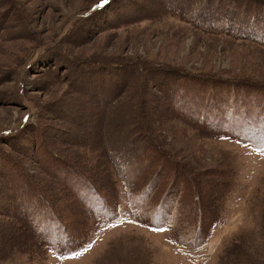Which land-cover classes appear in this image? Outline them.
Wrapping results in <instances>:
<instances>
[{"label": "rangeland", "instance_id": "1", "mask_svg": "<svg viewBox=\"0 0 264 264\" xmlns=\"http://www.w3.org/2000/svg\"><path fill=\"white\" fill-rule=\"evenodd\" d=\"M4 1L7 2H0V184L11 188H26L19 175L23 167L38 180L48 177V170L42 166L46 165L48 141L52 149L66 158L76 150L63 136L68 129L76 130L67 116L77 112L79 105L75 103L81 100L82 105L84 99L64 77L66 70L61 72L60 82L50 83L57 80L55 73L61 71L58 63L51 62L56 46L65 47L81 60L95 56L108 60L118 56L142 58L145 62L177 65L196 75L205 71L227 78L245 76L264 81V45L221 32L213 35L194 30L170 15L160 20L149 16L160 8L208 1L217 11L229 12L231 0H122L121 4L120 0H113L96 18L85 23L78 20L98 0ZM238 1L239 4L242 1L248 13L252 12L249 7L256 10L262 5ZM237 16L242 14L238 12ZM25 25L30 26L32 33ZM123 76V72L114 76V82ZM175 80L179 79L175 76ZM151 84L144 93L147 101L144 107L151 105V113L160 114L156 120L168 118L164 110L168 97ZM244 88L253 103H264V88L254 85ZM236 90L239 92V88ZM93 91L91 85L87 95L91 96ZM124 93L126 100L109 113V121L115 123V111L136 106L138 87L134 85ZM56 112L67 115L61 117ZM39 123L48 127L43 138L34 132L21 134L20 129ZM18 124L19 131L13 134ZM130 124H133L130 118L116 124L122 140L139 136L137 131L130 130ZM177 126L169 124L166 128L167 140L176 153L174 159L185 164L192 159L193 170L206 173L209 181L200 187L211 191L219 188V182L212 180L219 173L218 166H229L231 170L228 188L214 210L215 220L204 226V232L208 233L204 245L184 247L178 244L171 229L148 226L135 219L128 210L125 192L118 186L119 217L108 223L90 222L81 248L63 255L51 250L38 259L16 254L0 264H232L235 256H241L245 264H264V151L222 136L183 133ZM147 159H150L147 155L142 156L144 163ZM163 176L160 173L158 179ZM0 202H5L1 196ZM4 220L0 216V229Z\"/></svg>", "mask_w": 264, "mask_h": 264}, {"label": "trees", "instance_id": "2", "mask_svg": "<svg viewBox=\"0 0 264 264\" xmlns=\"http://www.w3.org/2000/svg\"><path fill=\"white\" fill-rule=\"evenodd\" d=\"M247 1L262 3L261 8L249 7L252 12L248 13L247 7L241 5L242 1L239 4L238 0H231L230 11L222 13L216 10V6L210 7L211 1H208L160 8L149 16L160 20L170 15L194 30L213 35L221 32L264 45V0ZM98 3L100 0L88 8ZM107 4L101 8L93 7L78 21L93 20ZM238 7H241L238 12L242 14L239 17L238 12L233 11ZM25 26L32 33L30 26ZM51 55V62L53 65L58 63L61 71L55 73L57 80L50 83L60 82L61 72L66 70L64 77L79 94H83L79 96L84 103L81 105V100L77 101V112L67 116L76 130L68 129L63 136L72 150H76L73 157L66 158L52 149L53 145L48 141L46 165H42L48 170V177L38 180L23 167L19 175L26 188L0 184V196L5 199L4 203L0 202V216L5 218L0 229V261L16 254H28L38 259L51 250L63 255L81 248L90 222L108 223L119 217L118 186L125 192L128 210L135 219L148 226L171 229L178 244L184 247L204 245L208 236L204 226L215 220L214 210L228 188L231 170L229 166H218L219 173L212 180L219 182V188L211 191L200 187L209 178L205 172L193 170L192 159L188 164L174 159L176 153L167 140L166 128L169 124L177 128L179 125L183 133L191 131L201 137L222 136L261 148L264 103H253L244 87L264 88V81L245 76L227 78L205 71L196 75L177 65L145 62L142 58L118 56L108 60L95 56L81 60L59 46L54 47ZM45 58L50 60L47 56ZM47 70L54 73L52 69ZM121 72L124 74L122 79L114 82V76ZM175 76L179 80H175ZM150 82L155 90L166 93L164 110H167L168 118L162 116V120H156L160 114H152L151 105L144 107L147 102L144 93ZM91 85L94 91L89 96L87 91ZM134 85L138 87L136 106L115 111V123L109 121V113L122 105L126 100L124 92ZM22 98L24 100V95ZM65 113L56 112L61 117L67 115ZM125 118L133 122L129 125L130 130L139 134L130 141L122 140L119 131L116 132V124L123 123ZM19 128L18 124L12 133L16 134ZM47 129L39 123L37 126L28 125L20 132L23 135L34 132L43 138ZM143 155L150 158L145 163ZM197 162L199 165V159ZM160 173L165 176L158 179ZM240 258L233 257L232 264H245Z\"/></svg>", "mask_w": 264, "mask_h": 264}, {"label": "snow or ice", "instance_id": "3", "mask_svg": "<svg viewBox=\"0 0 264 264\" xmlns=\"http://www.w3.org/2000/svg\"><path fill=\"white\" fill-rule=\"evenodd\" d=\"M108 2L109 0H100V3L96 4L95 7L101 8ZM260 141H261V150L264 151V128L260 130Z\"/></svg>", "mask_w": 264, "mask_h": 264}]
</instances>
